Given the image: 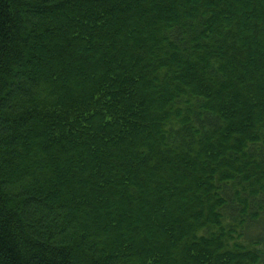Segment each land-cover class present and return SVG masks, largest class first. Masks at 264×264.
Masks as SVG:
<instances>
[{"label":"trees","instance_id":"1","mask_svg":"<svg viewBox=\"0 0 264 264\" xmlns=\"http://www.w3.org/2000/svg\"><path fill=\"white\" fill-rule=\"evenodd\" d=\"M0 264H264V0H0Z\"/></svg>","mask_w":264,"mask_h":264}]
</instances>
